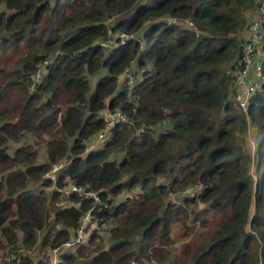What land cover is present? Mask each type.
I'll use <instances>...</instances> for the list:
<instances>
[{
	"label": "trees",
	"instance_id": "trees-1",
	"mask_svg": "<svg viewBox=\"0 0 264 264\" xmlns=\"http://www.w3.org/2000/svg\"><path fill=\"white\" fill-rule=\"evenodd\" d=\"M262 1L0 0V264H264V87L234 102Z\"/></svg>",
	"mask_w": 264,
	"mask_h": 264
},
{
	"label": "built area",
	"instance_id": "built-area-1",
	"mask_svg": "<svg viewBox=\"0 0 264 264\" xmlns=\"http://www.w3.org/2000/svg\"><path fill=\"white\" fill-rule=\"evenodd\" d=\"M171 23H175V20H169ZM190 27H192L191 24H189ZM264 28V0L262 1L260 5V11H259V16L256 21H254L250 26H249V33L250 36L249 38L245 41L243 44V68L236 74V79H235V96H234V102L236 105L242 109L244 112L246 111L247 107V102L249 98L251 97L252 94L260 91L264 87V76L262 75L261 72V67L258 65V62L255 61V49L257 46V43L259 41V34L260 31ZM133 35H126V34H120L117 39L120 40V43L133 39ZM100 45L103 48H110L112 46H115L116 43L114 40L109 39L107 41L101 42ZM123 77H125V81H127L128 84L133 83L134 79V72L132 70H127L125 73L122 74ZM122 77V78H123ZM32 79L34 81L39 80V74L38 72L32 76ZM104 121H105V126L103 131L97 136L96 144L94 147H96L100 142L105 140L107 138V134L111 130V128L116 124V123H127L125 115L120 113L119 111H106L104 113ZM254 145V140L251 142ZM61 169V166H55L50 173H48L47 178L51 179L52 181H55L56 179V173ZM200 185H196L192 187V189L187 190L184 193H190L193 190H201ZM73 193H77L78 195L85 196L92 198L94 200V203L97 205H100L101 202L97 195L95 193H88L82 190V188H78L75 185H70L66 191H64V196H69ZM172 199L174 201V198L172 196ZM91 221V216L89 213L84 215L81 225L79 227L78 233L74 241L68 242L64 245L65 249L73 248L76 247V245H79L83 243L85 237H84V228L87 223H90ZM179 246L178 243H175L173 245V248H177ZM63 248V249H64ZM31 253V252H30ZM29 253V255H30ZM54 254V257L51 258V263L50 264H56L57 263V251L54 250L52 252ZM6 261L8 264H18L14 263L10 257L6 258ZM33 261V260H32ZM35 264V262H33Z\"/></svg>",
	"mask_w": 264,
	"mask_h": 264
},
{
	"label": "rangeland",
	"instance_id": "rangeland-1",
	"mask_svg": "<svg viewBox=\"0 0 264 264\" xmlns=\"http://www.w3.org/2000/svg\"><path fill=\"white\" fill-rule=\"evenodd\" d=\"M259 1V0H258ZM249 36H250V33L248 34V38H249ZM257 45H259V43H257ZM259 47V46H258ZM257 51H259V49L257 50ZM261 53V52H260ZM123 77V76H122ZM124 79H125V77H123ZM121 79V82H123L124 81V79ZM120 82V83H121ZM260 140L261 139H259V142H260ZM250 142H252V141H250ZM41 160H43V153H42V151H41ZM59 166H61L62 167V165H59ZM58 166V167H59ZM106 229H107V226H104V227H102L101 228V230L99 231V235L101 236V238H102V241L104 242V244H106L107 242H108V238H107V233H106ZM178 244H179V246L177 247V248H173V249H175V250H178L179 249V247H180V245H181V243L180 242H178ZM30 255H31V253H30ZM35 254H33L30 258L33 260V262H35L34 260L35 259H33L32 257L34 256ZM45 255V257H43ZM39 256V258H45L44 260L46 261V262H50L51 263V260H50V256H51V258H53L54 257V254L51 252V253H48V252H46L45 254H40V255H38Z\"/></svg>",
	"mask_w": 264,
	"mask_h": 264
}]
</instances>
